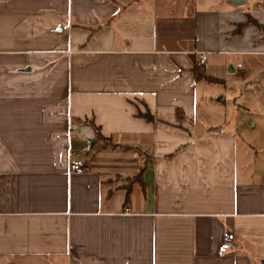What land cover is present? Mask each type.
<instances>
[{"label":"crops","instance_id":"crops-1","mask_svg":"<svg viewBox=\"0 0 264 264\" xmlns=\"http://www.w3.org/2000/svg\"><path fill=\"white\" fill-rule=\"evenodd\" d=\"M261 6L0 0V264H264V129L198 114Z\"/></svg>","mask_w":264,"mask_h":264},{"label":"rangeland","instance_id":"rangeland-1","mask_svg":"<svg viewBox=\"0 0 264 264\" xmlns=\"http://www.w3.org/2000/svg\"><path fill=\"white\" fill-rule=\"evenodd\" d=\"M214 74L215 80L205 82L201 89L198 114L209 117L213 126L241 132L242 140L259 127L264 129V55L237 56L217 67Z\"/></svg>","mask_w":264,"mask_h":264},{"label":"built area","instance_id":"built-area-1","mask_svg":"<svg viewBox=\"0 0 264 264\" xmlns=\"http://www.w3.org/2000/svg\"><path fill=\"white\" fill-rule=\"evenodd\" d=\"M262 11H264V6H261L260 8ZM197 56V64L201 65L203 64L205 54L198 52L196 53ZM237 66V65H236ZM85 170V165L83 161L80 160H69L66 163V173L67 174H80ZM124 211H127L124 209ZM234 244V238L231 233L223 232L220 237V242L216 247V251L218 253H223L225 251H228L232 248Z\"/></svg>","mask_w":264,"mask_h":264},{"label":"trees","instance_id":"trees-1","mask_svg":"<svg viewBox=\"0 0 264 264\" xmlns=\"http://www.w3.org/2000/svg\"><path fill=\"white\" fill-rule=\"evenodd\" d=\"M192 72H193L194 78H200V75L198 74L197 69L195 67L192 69ZM139 116L143 117L147 121L150 120L149 115L146 113L145 114H139Z\"/></svg>","mask_w":264,"mask_h":264},{"label":"water","instance_id":"water-1","mask_svg":"<svg viewBox=\"0 0 264 264\" xmlns=\"http://www.w3.org/2000/svg\"><path fill=\"white\" fill-rule=\"evenodd\" d=\"M228 70L230 71V68H228Z\"/></svg>","mask_w":264,"mask_h":264}]
</instances>
